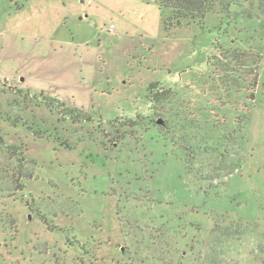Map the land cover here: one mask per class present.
I'll list each match as a JSON object with an SVG mask.
<instances>
[{
    "label": "rangeland",
    "instance_id": "374dc122",
    "mask_svg": "<svg viewBox=\"0 0 264 264\" xmlns=\"http://www.w3.org/2000/svg\"><path fill=\"white\" fill-rule=\"evenodd\" d=\"M239 13L0 0V264H264V16ZM226 51L263 57L255 101Z\"/></svg>",
    "mask_w": 264,
    "mask_h": 264
},
{
    "label": "trees",
    "instance_id": "16d2710c",
    "mask_svg": "<svg viewBox=\"0 0 264 264\" xmlns=\"http://www.w3.org/2000/svg\"><path fill=\"white\" fill-rule=\"evenodd\" d=\"M163 15L164 29L170 33L173 28L190 26L194 23L201 24L207 15L217 14L234 20V11L239 10L240 16L244 19L252 20L264 16V0H154ZM237 19V18H236ZM217 58H213L215 60ZM263 57L254 56L247 52H229L226 51L221 57V62H213L217 71H222L223 67H228L232 76H236L237 82L246 79L249 83L248 90L251 92V101L256 100V92L259 86L257 70L260 68ZM210 62V61H209ZM158 83L151 84L148 88L149 99L153 104H162L173 98L174 94L171 89L157 88ZM69 112V111H68ZM248 112V111H247ZM66 117L71 118L74 122L91 121L90 117L82 114L69 112ZM243 119H239V126L242 125ZM134 126V125H133ZM242 157L238 155L237 168L242 166ZM32 175H30V178ZM242 225H237V240L243 236ZM232 237V236H231ZM208 264H221L217 257Z\"/></svg>",
    "mask_w": 264,
    "mask_h": 264
},
{
    "label": "built area",
    "instance_id": "2783aa9c",
    "mask_svg": "<svg viewBox=\"0 0 264 264\" xmlns=\"http://www.w3.org/2000/svg\"><path fill=\"white\" fill-rule=\"evenodd\" d=\"M109 30H110V32H113L115 30V26L112 25Z\"/></svg>",
    "mask_w": 264,
    "mask_h": 264
}]
</instances>
